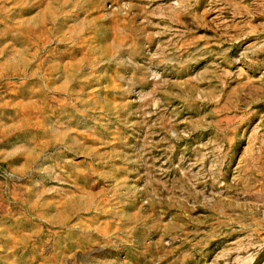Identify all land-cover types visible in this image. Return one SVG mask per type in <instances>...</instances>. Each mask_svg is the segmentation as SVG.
I'll return each mask as SVG.
<instances>
[{"label":"rangeland","instance_id":"374dc122","mask_svg":"<svg viewBox=\"0 0 264 264\" xmlns=\"http://www.w3.org/2000/svg\"><path fill=\"white\" fill-rule=\"evenodd\" d=\"M0 264H264V0H0Z\"/></svg>","mask_w":264,"mask_h":264}]
</instances>
